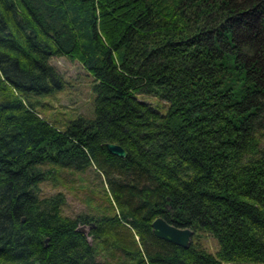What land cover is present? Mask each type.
Returning a JSON list of instances; mask_svg holds the SVG:
<instances>
[{
	"label": "trees",
	"instance_id": "obj_1",
	"mask_svg": "<svg viewBox=\"0 0 264 264\" xmlns=\"http://www.w3.org/2000/svg\"><path fill=\"white\" fill-rule=\"evenodd\" d=\"M60 55L94 81L93 114L64 125L40 112ZM89 168L88 211L41 195ZM0 264H264V0H0Z\"/></svg>",
	"mask_w": 264,
	"mask_h": 264
},
{
	"label": "rangeland",
	"instance_id": "obj_2",
	"mask_svg": "<svg viewBox=\"0 0 264 264\" xmlns=\"http://www.w3.org/2000/svg\"><path fill=\"white\" fill-rule=\"evenodd\" d=\"M50 61L62 72L65 85L63 88L42 98L45 104L40 108L41 114L59 125H64L65 122L79 114L92 115V86L94 82L92 74L79 60L71 59L66 55L53 56ZM138 97L155 105L160 104L158 97L154 94H138ZM162 104L165 105V102L162 101ZM160 108L164 109L163 107ZM82 175L84 179L77 180L74 183L76 187L72 190L63 186L55 187L50 182L43 181L41 182L40 193L41 195L51 194L57 189H63L66 192V200L63 205L65 214L74 216L78 212L88 211L90 204L86 199L92 197L93 204L101 201L99 193L102 192L104 179L92 168H89ZM80 184L82 186H79ZM93 190H97L98 193H93ZM85 227L87 228L88 225ZM200 243L210 251H215L217 248V240L208 232H203Z\"/></svg>",
	"mask_w": 264,
	"mask_h": 264
},
{
	"label": "water",
	"instance_id": "obj_3",
	"mask_svg": "<svg viewBox=\"0 0 264 264\" xmlns=\"http://www.w3.org/2000/svg\"><path fill=\"white\" fill-rule=\"evenodd\" d=\"M107 149L118 156H125L126 150L118 143L106 142ZM152 232L165 240L174 242L182 246H188L192 240L194 230L189 226H177L173 223L168 222L164 217L157 216L152 222ZM86 225L77 226L78 230L87 232Z\"/></svg>",
	"mask_w": 264,
	"mask_h": 264
},
{
	"label": "flooded vegetation",
	"instance_id": "obj_4",
	"mask_svg": "<svg viewBox=\"0 0 264 264\" xmlns=\"http://www.w3.org/2000/svg\"><path fill=\"white\" fill-rule=\"evenodd\" d=\"M88 229V228H87Z\"/></svg>",
	"mask_w": 264,
	"mask_h": 264
}]
</instances>
